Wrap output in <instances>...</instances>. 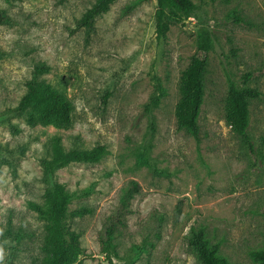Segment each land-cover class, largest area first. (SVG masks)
<instances>
[{
  "label": "rangeland",
  "instance_id": "1",
  "mask_svg": "<svg viewBox=\"0 0 264 264\" xmlns=\"http://www.w3.org/2000/svg\"><path fill=\"white\" fill-rule=\"evenodd\" d=\"M96 1L0 0L14 20L0 25V264L41 257L44 222L31 203L44 201L40 160L57 135L67 149L75 142L107 148L98 163H73L56 173L55 181L75 195L69 210L89 211L68 222L85 249L76 264H109L100 237L134 184L132 212L114 240L115 263L201 264L187 237L202 228L209 246L231 264H261L253 253L264 250V0H193L194 17L172 26L164 39L155 34L156 0H115L87 40L75 23ZM201 25L211 31L213 49L198 141L178 128L175 111ZM38 63L51 68L43 78L73 104L68 129L31 127L11 114ZM246 73L262 94L250 106L254 151L225 119L230 80L242 85ZM154 74L166 94L148 112ZM147 142L165 174L137 166L135 148ZM3 148L23 151L14 167L1 160ZM21 229L35 234L19 239Z\"/></svg>",
  "mask_w": 264,
  "mask_h": 264
},
{
  "label": "trees",
  "instance_id": "2",
  "mask_svg": "<svg viewBox=\"0 0 264 264\" xmlns=\"http://www.w3.org/2000/svg\"><path fill=\"white\" fill-rule=\"evenodd\" d=\"M13 2L16 0H5ZM115 0H97L81 18L76 20L75 27L84 29L87 40L95 32V22L108 12ZM197 5L193 0H156L154 16L155 34L158 39L167 37L171 27L183 23L194 17ZM233 19L243 23L237 14ZM14 20L9 13L0 8V25L12 26ZM250 26L253 23L249 24ZM213 49L211 31L200 26L197 31V49L195 54L183 71L180 80V98L176 105V119L179 129L186 130L199 141V116L205 97V80L209 67V55ZM2 55H0L1 57ZM51 68L45 63H38L33 68L32 78L27 81V91L19 104L11 109L14 117H23L31 127L38 125H53L57 129H68L74 121L73 104L60 90L48 83L43 76L50 73ZM252 74L246 73L242 77V85L230 80L225 105V119L232 130L241 138L245 146L254 151L253 140L249 134L250 106L253 100L261 97V93L249 86ZM153 93L150 102L146 105L148 112L157 108L165 97L166 90L162 80L152 75ZM110 93L102 97L105 105ZM154 129V127H153ZM79 141V137L76 138ZM151 142L143 143L135 148L136 164L138 167H148L157 174H165L154 166ZM2 161L11 167L16 164V156L23 151L2 149ZM107 153L104 144H97L87 149L75 142L67 149L60 136H54L48 141V153L40 160L45 183L44 201L31 203V208L37 212L38 218L44 222V234L41 242V257L33 264H76L85 256V249L81 244V234L69 229V220L89 213L88 209L81 208L69 210V205L75 196L64 184L55 181L56 173L73 163H98ZM135 184L124 191L119 199L117 211L108 217L100 237L101 252L106 256L109 264H117L113 258L117 257L114 240L125 227L126 215L130 209L131 200L135 194ZM35 233L19 230L15 233L17 238H31ZM188 246L195 252L201 264H231L227 259L218 255L216 246L210 247L202 228L193 229L187 237ZM254 259L264 264V250L253 253Z\"/></svg>",
  "mask_w": 264,
  "mask_h": 264
}]
</instances>
